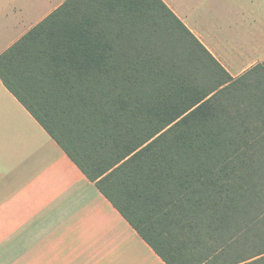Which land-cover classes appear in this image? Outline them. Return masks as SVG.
Instances as JSON below:
<instances>
[{
  "label": "trees",
  "instance_id": "trees-1",
  "mask_svg": "<svg viewBox=\"0 0 264 264\" xmlns=\"http://www.w3.org/2000/svg\"><path fill=\"white\" fill-rule=\"evenodd\" d=\"M158 24L234 79L162 0H68L0 56V78L167 264H264V119L252 134L229 115L225 82L141 77L122 39Z\"/></svg>",
  "mask_w": 264,
  "mask_h": 264
},
{
  "label": "crops",
  "instance_id": "crops-1",
  "mask_svg": "<svg viewBox=\"0 0 264 264\" xmlns=\"http://www.w3.org/2000/svg\"><path fill=\"white\" fill-rule=\"evenodd\" d=\"M68 0H0V56ZM232 78L264 67V0H162ZM0 264H167L0 78Z\"/></svg>",
  "mask_w": 264,
  "mask_h": 264
},
{
  "label": "rangeland",
  "instance_id": "rangeland-1",
  "mask_svg": "<svg viewBox=\"0 0 264 264\" xmlns=\"http://www.w3.org/2000/svg\"><path fill=\"white\" fill-rule=\"evenodd\" d=\"M156 27L161 28H155L154 31L146 35H142L139 33L140 31H137L128 36L124 35L122 39V47L126 55L136 62V68H140L141 77L147 78L148 81L154 78L157 83L161 84L165 79V76L159 75L163 67L179 68L178 71H184L183 74L188 75L192 83L194 82L199 88H204L205 91H209L218 85L221 86L225 82L230 85L229 89L231 90L226 96L228 102L226 104L230 107L228 114L237 118L242 117L243 121L249 117L246 124H250L247 129L252 134L262 130L264 113H258L251 103L257 101L258 95L264 94L263 68L236 79L227 78L216 70L212 64L209 68H197V58L191 54L190 40H182L178 32L170 25L165 27L158 24ZM132 38H134V46L129 44ZM161 64L163 65L161 66ZM227 85L222 86L219 90ZM263 186L262 184L258 186L260 193L264 192ZM260 223L261 228L264 229V217L260 220ZM195 251L197 252V250ZM194 252L183 249L181 258L191 260Z\"/></svg>",
  "mask_w": 264,
  "mask_h": 264
}]
</instances>
